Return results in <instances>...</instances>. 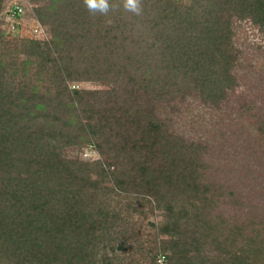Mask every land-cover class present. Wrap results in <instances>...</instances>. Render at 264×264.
<instances>
[{
    "label": "rangeland",
    "instance_id": "obj_1",
    "mask_svg": "<svg viewBox=\"0 0 264 264\" xmlns=\"http://www.w3.org/2000/svg\"><path fill=\"white\" fill-rule=\"evenodd\" d=\"M223 1L220 8L216 1H201L199 12L188 17V21L198 17L207 24L193 27V32L200 34L194 45L205 46L223 37L226 46L215 54L212 63L201 62L197 68L201 73H194L198 76H189L180 67V62L185 64V53L178 55L182 59H175L171 48L167 49V45L179 43L193 45L189 43V26H179L175 11L165 16L163 23H159L158 15L154 28L144 31L142 26L135 27L136 35L117 41L98 32L93 22L86 37L74 41L77 48L70 55L77 60L81 79L69 80L68 84L81 89L83 107L93 109L91 118L83 112L85 118L105 128L92 144L86 141L81 145L76 134L82 126L64 128V133L74 138L73 145L62 146L60 159L72 167L80 164L81 171L98 184L92 189L87 184L85 192L67 188V195H60L58 201L66 204L73 200L70 196L78 198L82 215L94 212V205H103L107 215L119 214L103 235V246L111 244V249H117L115 253L107 249L111 256L117 254V264L118 257L125 263L148 264L143 249L151 247L156 238L162 241L173 234L166 224L171 211L182 207L199 214L197 223L210 235L208 242L216 240L207 246V253L216 255L222 249L249 246L258 251V264H264V24L254 16L236 12L230 0ZM192 2L183 0L177 6ZM16 3L23 10L19 17L9 12ZM48 3L0 0V54L4 60L28 59L27 39L50 38L51 26L47 24L46 31L41 25L44 23L36 19L37 7ZM110 4L119 7L118 2ZM125 12L141 21L157 17L150 10L143 16ZM59 15L63 19L69 16L70 4L62 6ZM110 20L106 24L115 21ZM73 26L67 29L70 33H81ZM183 31L186 39H181ZM139 42L145 46L144 59L155 65L153 81L154 77L143 80L145 72L148 77L154 75L151 69L125 68V59L131 61L132 46H139ZM191 62L187 65H194L195 61ZM34 63L27 74L29 82L44 92L46 84L36 79L37 60ZM91 66L96 72L91 69L90 74L83 73ZM172 158L180 161L187 178L191 175L187 166L195 170L194 180L201 184L195 197L207 192V201H198L194 209H190L189 195L183 190L186 186L173 185L167 173L160 176L167 170L174 178L178 170L182 171L176 165L166 169V161ZM27 167L17 166L13 172L25 175ZM157 174L159 178H155ZM99 212L103 214V210ZM122 240L127 242L128 251L118 248Z\"/></svg>",
    "mask_w": 264,
    "mask_h": 264
},
{
    "label": "trees",
    "instance_id": "obj_2",
    "mask_svg": "<svg viewBox=\"0 0 264 264\" xmlns=\"http://www.w3.org/2000/svg\"><path fill=\"white\" fill-rule=\"evenodd\" d=\"M48 1V4L37 7L36 19L44 23L41 25L46 31H49L47 24L51 26L50 38L27 39L28 59L21 62H7L4 54H0V264H117V254L111 256L109 253V250L115 253L117 249H111V244L103 246L106 244L103 235L108 232L110 222H114L119 214L107 215L108 211L103 205H94V212L89 211L82 215L84 212L78 205V198L70 196L73 200L68 197L70 200L66 204L58 201L60 195H67V188L82 192L87 184L91 189L98 184L93 183L89 175L81 171L80 164L72 167L60 159L62 146L73 145L74 138L72 134H65L64 128L82 126L81 131L76 134L79 145L86 141L93 142L105 128L104 125L92 123L85 118L93 116V109L86 110L81 101V89L70 88L68 84L69 80L81 79L77 75V60L70 55L77 48L74 41L76 37L85 38L93 22L98 32L105 37L114 36L117 41L135 34V27L140 29L142 26L144 31L146 27L148 30L154 28L158 23V15L161 20L159 23H163L164 17L175 11L174 19L178 20L179 26L184 29L189 26V43L193 45L179 43V46L167 45V49L171 48L175 59H182L178 55L185 53V64H179L189 76L200 74L197 68L201 62L212 63L217 58L215 54L222 53L226 46L222 41L223 37L220 41L205 46L194 45L199 41L200 34L193 32V27L203 26L206 22L198 17L194 21H188V17L195 11L198 13V7L209 0H193L191 4H182L181 8L177 4H181L183 0H141L142 11L138 16L146 15L150 10L153 13L151 15L157 16L150 21H141L137 17L132 19L119 4L123 0H109V3L118 2L119 7L107 15L90 13L83 0ZM214 1L218 3V8L224 3L223 0ZM230 2L236 12L247 13L264 24V0ZM67 3L70 4V15L63 19L59 14L61 7ZM16 4L11 6L9 12L14 10ZM210 6L211 3L206 7L208 11ZM22 11L13 16L23 15ZM110 18L115 21L106 24L111 21ZM139 22L141 23L138 24ZM69 25H74L73 29L81 33H70L67 30ZM216 25L219 26L218 21ZM121 32H125L124 35L119 34ZM186 38L183 31L181 39ZM84 43H87L86 40L82 41L80 48H83ZM139 43V46H132L131 61L128 57L125 59V68L131 69L128 66H132L138 70L151 69L154 75L148 77L145 72L143 80L154 77L153 81L156 78L155 65L144 59L145 46ZM133 57L137 61L132 60ZM34 59L38 63L34 72L36 79L46 84L44 92H40L37 84L32 85L29 82L30 76L27 74L32 71L31 63L35 64ZM191 61H195L194 65L188 66ZM91 69L95 71L94 66H91L83 73L90 74ZM203 80H207L205 76ZM178 162V159L172 158L165 163L168 170H172L174 165L183 168L174 174V178L167 170L160 176L166 177L167 173L173 185L186 186L183 190L189 195L187 199L190 209H194L198 201H207V192L195 197L194 192L201 185L194 180L195 170L188 165L191 175L187 178L185 168ZM23 164L28 166V172L25 175L15 174L13 168ZM68 168L71 170H66ZM156 177L159 178V175H155ZM119 180L123 182V179ZM99 210H103V214L99 215ZM198 215L186 207L171 211L166 226L173 234L162 241H156L155 237L153 245L143 249L142 253L148 258V264H157V257L161 252L166 253L168 264H258V251L249 246L222 249L216 255L207 253V246L216 240L208 242L210 235L203 233L205 227L197 223L201 219ZM65 236L68 239L65 240ZM120 242L118 248L123 252L128 251L127 242ZM220 244L221 242L218 245L219 250L222 248ZM118 259L119 264H133L132 261L125 263L124 259Z\"/></svg>",
    "mask_w": 264,
    "mask_h": 264
},
{
    "label": "clouds",
    "instance_id": "obj_3",
    "mask_svg": "<svg viewBox=\"0 0 264 264\" xmlns=\"http://www.w3.org/2000/svg\"><path fill=\"white\" fill-rule=\"evenodd\" d=\"M84 5L90 13H97L107 15L112 8L117 7L111 5L109 0H83ZM123 8L129 12L139 15L142 11L141 0H123Z\"/></svg>",
    "mask_w": 264,
    "mask_h": 264
},
{
    "label": "built area",
    "instance_id": "obj_4",
    "mask_svg": "<svg viewBox=\"0 0 264 264\" xmlns=\"http://www.w3.org/2000/svg\"><path fill=\"white\" fill-rule=\"evenodd\" d=\"M21 11H22V7L19 4H16L14 6V10L12 11V15H15L16 13L21 12ZM157 264H168V258H167L166 253L161 252L158 254Z\"/></svg>",
    "mask_w": 264,
    "mask_h": 264
}]
</instances>
